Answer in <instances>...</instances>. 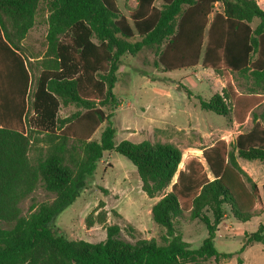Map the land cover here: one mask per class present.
<instances>
[{
    "label": "trees",
    "instance_id": "16d2710c",
    "mask_svg": "<svg viewBox=\"0 0 264 264\" xmlns=\"http://www.w3.org/2000/svg\"><path fill=\"white\" fill-rule=\"evenodd\" d=\"M258 1L137 0L127 18L116 0H0V41L12 57L13 96L17 90L20 103L17 125L8 118L11 111L0 118V264H191L233 256L215 246L227 207L236 220L248 223L257 217L264 195V185L261 191L239 163L264 162V111L255 112L264 104V7ZM218 2L223 11L210 20ZM39 14L46 15V50L32 61L23 41ZM143 50L156 54L155 66L164 72L201 64L219 75L250 78L262 89L261 94H242L227 84L209 100L198 97L204 111L238 124L252 115L253 122L231 147L219 140L204 148L207 169L190 158L180 170L182 152L171 144L115 142L116 129L103 108L118 106L113 90L121 58ZM179 89L193 95L186 85ZM69 106L80 111L60 117ZM105 121L101 139L92 140ZM39 135L47 150L33 164L29 154ZM106 151L123 155L136 167L148 198L163 193L152 209L153 221L165 229L163 245L131 242L117 224L106 227L100 243L68 240L53 230L54 220L86 188ZM39 189L54 200L33 203L24 216L20 205ZM104 207L101 202L87 217L88 227L107 224ZM179 219L206 226L208 237L199 249L176 231ZM127 231L134 236L133 227ZM245 238L241 251L250 243L264 245V224Z\"/></svg>",
    "mask_w": 264,
    "mask_h": 264
},
{
    "label": "rangeland",
    "instance_id": "374dc122",
    "mask_svg": "<svg viewBox=\"0 0 264 264\" xmlns=\"http://www.w3.org/2000/svg\"><path fill=\"white\" fill-rule=\"evenodd\" d=\"M121 13L129 18L137 6V0H116ZM264 7V0H259ZM156 5L160 7V2ZM223 11L222 2L215 5L210 20L215 13ZM258 20L252 23L256 27ZM47 21L45 14H39L34 28L23 41L25 55L34 61L46 50ZM158 59L155 53L143 50L137 55L126 54L121 58L118 71V82L113 90L118 100L115 108L104 107L109 121L116 129L115 142L129 140L133 143L149 141L152 144H171L183 155L180 170L185 168L190 158L199 159L207 169L202 157L204 148L224 140L231 147L235 138L248 132L252 126V115L243 124L234 122L230 117L219 116L204 111L200 107L198 97L209 100L214 94L222 93L227 84L242 94H261L253 80L237 74L219 75L197 67L175 72H164L155 66ZM36 71L35 74L36 75ZM186 85L193 93L191 97L179 89ZM80 111L75 106L63 107L60 117L69 116ZM264 111V104L256 109V114ZM29 112V111H28ZM105 121L92 136L99 141L107 127ZM38 143L29 154L33 164L45 156L47 145L44 135L36 137ZM244 172L262 191L264 185V162L239 159ZM166 191H170L168 188ZM263 193V192H262ZM256 207L257 217L248 223L236 220L227 207L225 220L219 226L215 237V246L221 253L233 254L230 259L219 262L214 258L200 260L191 264H242V258H261L264 264V245L250 243L241 251L245 243V234L255 232L260 224H264V195ZM163 193L150 199L142 190L136 167L123 155L106 151L98 162L95 174L87 179L86 188L81 191L73 204L67 207L52 223L53 230L68 240H84L100 243L106 239V227L117 224L122 229L125 239L135 242L138 239L155 241L163 245L162 236L165 229L152 219V209L161 200ZM54 195L39 189L33 199L25 200L21 205L22 214L31 213V205L51 202ZM104 202L103 209L107 214V224H95L88 227L87 217ZM116 212V214H115ZM135 229L132 237L128 227ZM176 231L181 233L184 241L192 249H199L208 237L206 226L199 220L179 219L175 223ZM251 264V263H248Z\"/></svg>",
    "mask_w": 264,
    "mask_h": 264
},
{
    "label": "crops",
    "instance_id": "0c3cea01",
    "mask_svg": "<svg viewBox=\"0 0 264 264\" xmlns=\"http://www.w3.org/2000/svg\"><path fill=\"white\" fill-rule=\"evenodd\" d=\"M8 53L9 52L5 48L4 44L0 41V118H2L5 113H8V111H11L13 113L12 117L8 118L12 120L14 125H17V121H19L20 103L17 90L13 96L15 91V69L11 60L12 57ZM242 259L245 262L244 264H263L261 258H253L250 261V258Z\"/></svg>",
    "mask_w": 264,
    "mask_h": 264
}]
</instances>
